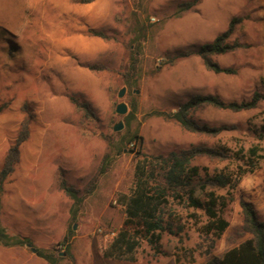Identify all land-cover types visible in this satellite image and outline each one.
<instances>
[{
	"label": "rangeland",
	"instance_id": "rangeland-1",
	"mask_svg": "<svg viewBox=\"0 0 264 264\" xmlns=\"http://www.w3.org/2000/svg\"><path fill=\"white\" fill-rule=\"evenodd\" d=\"M186 1L0 0V169L22 124L28 127L19 161L0 188V222L10 235L28 238L32 248L57 254V264L105 262L101 251L124 217L116 195L130 193L138 151L159 155L196 146L222 148L228 159L199 157L191 162L209 176L235 170V154L246 156L251 146L258 145L264 153V140L255 138L264 121V102L238 113L212 107L194 112L200 125L229 128L215 137L185 132L151 115L175 111L194 95H215L227 103L264 92V0H203L181 12L179 6ZM243 16L248 19L227 42L247 47L212 56L235 73L206 70L195 51L223 33L232 18ZM187 50L194 53L173 65L166 63ZM133 51L137 70L129 77ZM122 88L125 94L118 98ZM71 96L91 106L93 120L81 119ZM120 102L127 107L122 116L115 112ZM118 122L122 130L114 132ZM135 134L138 138L119 152L121 137ZM200 175L204 177L203 170ZM59 176L84 197L78 208L58 188ZM240 201L253 203L264 220V161L259 160L233 191V201L221 213L229 225L220 239L200 232L206 223L201 211L171 204L164 209L165 217L171 214L173 231L179 226L181 230L162 234V250L182 261L220 257L249 237L238 236ZM64 238L74 263L60 245ZM137 258L153 259L147 245ZM0 264L46 263L29 247L0 246Z\"/></svg>",
	"mask_w": 264,
	"mask_h": 264
},
{
	"label": "trees",
	"instance_id": "trees-1",
	"mask_svg": "<svg viewBox=\"0 0 264 264\" xmlns=\"http://www.w3.org/2000/svg\"><path fill=\"white\" fill-rule=\"evenodd\" d=\"M88 3L93 0H80ZM203 0H189L180 4L181 12L194 9ZM247 16L232 18L227 29L217 35L211 42L201 45L195 54L199 56L204 68L214 74H234L231 67H221L212 60V56L224 55L238 49L246 48L245 44L238 41L228 43L235 28L240 25ZM93 36L106 39L103 33L90 30ZM132 52L128 67V76L131 77L137 70V58ZM194 52L185 51L168 58L166 63L173 65L175 60L192 55ZM90 69H94L90 67ZM75 111L81 114L85 122L94 119L91 106L79 97H69ZM264 102V92L255 91L246 101L223 102L215 95H194L178 105L175 111H153L151 115L161 117L163 120L178 125L183 131L207 137H215L223 131L229 130L227 126L210 127L200 125L193 119V114L204 107H212L218 110H226L233 113L249 111L257 108ZM131 117L128 115L126 118ZM28 138L27 123H23L14 144L7 150L0 169V188L5 180L12 174L14 166L19 161V146ZM138 137L133 135L126 138L122 136L118 151H122L127 144L133 143ZM257 141L264 140V121L255 133ZM258 145L247 149L246 156H236L239 163L235 170L219 172L209 176L207 170L200 169L191 164L199 157H207L211 160L223 161L229 156L225 150L207 148L203 146L190 147L166 154L147 155L137 152V160L133 169V187L128 195L117 194L115 202L123 207L124 217L119 229L114 233L111 241L102 249L101 256L107 260L122 262H136L137 255L145 244L148 246L153 259L158 256H167L162 250L160 240L163 233L177 235L181 230L179 226L173 231L174 225L171 214L165 217L164 209L171 204L187 209L201 211L206 218V223L200 227V232L212 235L214 239H220L228 227V222L221 217L223 210L233 201V191L239 181L246 174L252 173L259 160L264 161V153L260 154ZM241 153V152H239ZM240 161L242 162L240 165ZM105 168H102V171ZM204 171V177L200 171ZM101 171V172H102ZM58 188L73 201V207L78 208L84 197H79L77 192L66 180L57 178ZM217 190H225L224 195H217ZM90 192V191H89ZM242 211V226L238 236L245 234L249 238L225 251L218 258H210L205 264H264V220H260L253 205L246 201L239 203ZM195 217L194 215L190 216ZM168 219V220H167ZM68 238H64L60 245L65 247V255L74 263L73 257L68 251ZM0 246L2 247H32L28 238L10 235L0 222ZM35 249V248H34ZM35 255L46 264H57L61 259L57 254L49 250L35 249ZM175 261L180 258L174 255ZM192 261V260H190Z\"/></svg>",
	"mask_w": 264,
	"mask_h": 264
},
{
	"label": "crops",
	"instance_id": "crops-1",
	"mask_svg": "<svg viewBox=\"0 0 264 264\" xmlns=\"http://www.w3.org/2000/svg\"><path fill=\"white\" fill-rule=\"evenodd\" d=\"M249 203H251V202H249ZM251 204L254 205L253 203H251ZM230 248H232V247L227 248L225 251H227ZM225 251H223L221 253V255ZM166 253L168 254L167 256H158V257H156L154 259H151L149 261L137 260L136 262H133V263H131V262H122V261H117V260H107V259H104L102 256H101V258L103 260H105V262L103 261V264H205L204 260H192V261H182L181 260L180 262H176L175 261V257L173 255H171L168 252H166Z\"/></svg>",
	"mask_w": 264,
	"mask_h": 264
},
{
	"label": "water",
	"instance_id": "water-1",
	"mask_svg": "<svg viewBox=\"0 0 264 264\" xmlns=\"http://www.w3.org/2000/svg\"><path fill=\"white\" fill-rule=\"evenodd\" d=\"M125 91H126L125 88L120 89L119 92H118V94H117V97H118V98H122V97L124 96V94H125ZM115 112H116L118 115H120V116L125 115L126 112H127V107H126V105H125L123 102L118 103V104L115 106ZM121 130H122V123H121V122H118L117 124H115V125L113 126V131H114V132H119V131H121ZM28 247L30 248L31 252H32L33 254H35V249L32 248V247H30V246H28ZM63 255H64L63 253L60 254V256H63Z\"/></svg>",
	"mask_w": 264,
	"mask_h": 264
}]
</instances>
